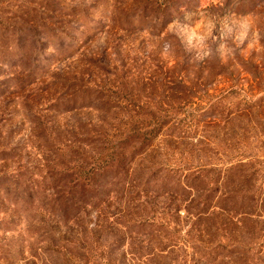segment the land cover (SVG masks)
<instances>
[{"label": "rangeland", "instance_id": "374dc122", "mask_svg": "<svg viewBox=\"0 0 264 264\" xmlns=\"http://www.w3.org/2000/svg\"><path fill=\"white\" fill-rule=\"evenodd\" d=\"M166 155L244 159L259 215L207 237L182 209L156 264H264V0H0V264H34L24 192L97 201Z\"/></svg>", "mask_w": 264, "mask_h": 264}, {"label": "trees", "instance_id": "16d2710c", "mask_svg": "<svg viewBox=\"0 0 264 264\" xmlns=\"http://www.w3.org/2000/svg\"><path fill=\"white\" fill-rule=\"evenodd\" d=\"M182 131L176 136L178 140L185 138ZM171 143L175 145V140ZM217 146L223 148L220 143ZM169 156L160 163L157 159L146 160L132 178L102 180L98 185L103 194H98L97 201L91 194L76 198L71 193H50L43 199H35L24 192L27 197L22 199L32 204L38 200L33 218L38 247L30 261L34 264H156L164 254L173 253L178 232L185 224L191 223L190 231L204 225L199 234L210 237L230 230V225L241 224L246 217L259 215L255 190L250 189L254 173H250L244 159H235L216 170L209 164L193 165ZM107 185L115 188L104 193ZM260 199L264 203V197ZM182 209L187 213L185 224L180 217ZM210 220L212 226L207 224ZM210 226L215 231L211 232ZM233 233L236 231H230L235 247L239 243ZM228 240L232 238L229 236ZM197 244H193L194 250L202 246ZM218 247L204 249L203 255L208 258L205 263ZM192 260L199 263L195 257Z\"/></svg>", "mask_w": 264, "mask_h": 264}]
</instances>
